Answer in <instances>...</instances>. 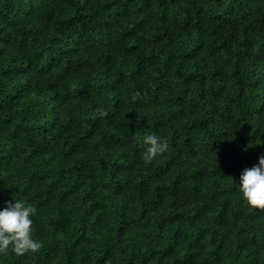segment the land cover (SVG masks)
Listing matches in <instances>:
<instances>
[{
	"label": "trees",
	"instance_id": "trees-1",
	"mask_svg": "<svg viewBox=\"0 0 264 264\" xmlns=\"http://www.w3.org/2000/svg\"><path fill=\"white\" fill-rule=\"evenodd\" d=\"M261 154L264 0H0V209L43 245L0 264H264Z\"/></svg>",
	"mask_w": 264,
	"mask_h": 264
},
{
	"label": "clouds",
	"instance_id": "clouds-1",
	"mask_svg": "<svg viewBox=\"0 0 264 264\" xmlns=\"http://www.w3.org/2000/svg\"><path fill=\"white\" fill-rule=\"evenodd\" d=\"M97 115L105 117L107 112L98 108ZM143 144L142 158L145 163H150L169 148L167 140L155 133L145 134ZM239 191L250 207L264 209V154L258 157V164L241 172ZM36 211L34 205L21 199L6 202V206L0 209V253L7 254L11 250L16 255H24L41 249L42 242L33 236Z\"/></svg>",
	"mask_w": 264,
	"mask_h": 264
}]
</instances>
